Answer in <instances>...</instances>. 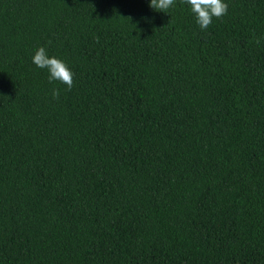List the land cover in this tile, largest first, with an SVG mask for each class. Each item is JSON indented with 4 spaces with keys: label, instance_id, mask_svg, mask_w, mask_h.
<instances>
[{
    "label": "trees",
    "instance_id": "trees-1",
    "mask_svg": "<svg viewBox=\"0 0 264 264\" xmlns=\"http://www.w3.org/2000/svg\"><path fill=\"white\" fill-rule=\"evenodd\" d=\"M149 2L0 0V264H264V0Z\"/></svg>",
    "mask_w": 264,
    "mask_h": 264
},
{
    "label": "clouds",
    "instance_id": "clouds-1",
    "mask_svg": "<svg viewBox=\"0 0 264 264\" xmlns=\"http://www.w3.org/2000/svg\"><path fill=\"white\" fill-rule=\"evenodd\" d=\"M190 5L192 13L196 17V23L202 30H206L212 23L213 17L219 19L227 13L228 5L224 0H183ZM175 3V0H150L149 7L166 12ZM259 43V40L256 41ZM33 63L39 68H46L49 72V81H60L67 86V90L73 87V73L65 61L55 56H49L47 49L40 46L32 57ZM52 96L59 99L60 89L53 88Z\"/></svg>",
    "mask_w": 264,
    "mask_h": 264
}]
</instances>
